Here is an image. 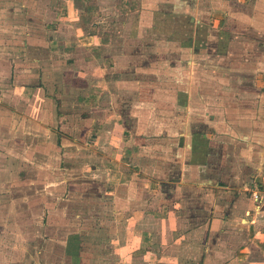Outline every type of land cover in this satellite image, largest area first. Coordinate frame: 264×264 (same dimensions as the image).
<instances>
[{
	"label": "crops",
	"instance_id": "crops-1",
	"mask_svg": "<svg viewBox=\"0 0 264 264\" xmlns=\"http://www.w3.org/2000/svg\"><path fill=\"white\" fill-rule=\"evenodd\" d=\"M60 2L0 11V135L72 264H264V0Z\"/></svg>",
	"mask_w": 264,
	"mask_h": 264
},
{
	"label": "rangeland",
	"instance_id": "rangeland-1",
	"mask_svg": "<svg viewBox=\"0 0 264 264\" xmlns=\"http://www.w3.org/2000/svg\"><path fill=\"white\" fill-rule=\"evenodd\" d=\"M60 1L0 0V11L4 15L3 9H15V16L25 9L33 12L30 19L34 21L29 24L32 35L28 37L29 41L36 42L35 35L41 28L35 21H42L36 13L45 12V7L61 6ZM7 15L10 16L11 11L7 10ZM3 20L0 18V25H5ZM12 21V28L0 26V43L11 34L13 37L20 35L15 33L19 31L16 29L20 25L18 17L13 16ZM7 138L5 133L0 135V264H72V208L68 207L65 211L41 208L47 185L45 179L21 177V161L10 162L6 155L4 144ZM46 197L53 202L50 196ZM77 245L82 252L88 247L84 241ZM93 246L99 248L100 243L94 242ZM88 260L79 258L78 264H88Z\"/></svg>",
	"mask_w": 264,
	"mask_h": 264
}]
</instances>
